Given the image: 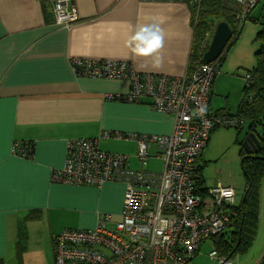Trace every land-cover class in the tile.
<instances>
[{
	"label": "crops",
	"instance_id": "obj_1",
	"mask_svg": "<svg viewBox=\"0 0 264 264\" xmlns=\"http://www.w3.org/2000/svg\"><path fill=\"white\" fill-rule=\"evenodd\" d=\"M70 8L79 19L62 25L55 22L51 0H0V264H10L13 254L18 255L21 227L28 228L29 240L36 233L53 247L54 236L65 228H95L105 213L120 219L125 184L109 181L98 187L52 180L53 171L65 164L70 139L95 137L102 130H173V116L154 109L150 98L135 103L108 97L128 91L127 80L78 76L72 60H124L139 71L168 75L185 74L193 62L194 12L185 1L72 0ZM255 19L253 11L225 50L209 98L215 111L232 112L229 104L216 108L212 103L215 91L226 94L222 81L238 80L241 71L246 74L256 65V38L264 26ZM153 23L166 34L159 67L154 66V56L136 55L129 47L137 26ZM217 129L200 162L216 140ZM16 141L31 143L32 155L15 154ZM100 146L126 153L132 168L142 167L134 140L101 139ZM150 154L147 168L160 171L164 162L154 145ZM36 210L39 220L23 223Z\"/></svg>",
	"mask_w": 264,
	"mask_h": 264
},
{
	"label": "built area",
	"instance_id": "obj_2",
	"mask_svg": "<svg viewBox=\"0 0 264 264\" xmlns=\"http://www.w3.org/2000/svg\"><path fill=\"white\" fill-rule=\"evenodd\" d=\"M168 1L187 2L196 27L204 0ZM51 2L57 24L79 19L76 9L70 8L72 0ZM260 2L224 0L239 27ZM214 28L204 32L202 54ZM224 53L212 62L193 60L183 75L139 71L124 60H72L78 76L127 80L128 91L108 97L135 103L150 98L154 109L173 116L174 126L169 134L102 130L95 137L68 141L65 164L53 171V181L98 187L118 182L126 185V191L119 220L105 213L95 228H65L56 235L55 264H191L203 242L228 229L236 189L219 183L203 193L196 180L212 132L219 127L242 129L245 121L209 106ZM249 78L247 74L245 80ZM108 138L134 140L142 167L132 168L126 153L102 149L101 139ZM152 145L164 162L160 171L147 168ZM32 149L31 143L13 145V152L22 157H30ZM210 256L220 264L233 263L216 249Z\"/></svg>",
	"mask_w": 264,
	"mask_h": 264
},
{
	"label": "trees",
	"instance_id": "obj_3",
	"mask_svg": "<svg viewBox=\"0 0 264 264\" xmlns=\"http://www.w3.org/2000/svg\"><path fill=\"white\" fill-rule=\"evenodd\" d=\"M221 19L228 21L233 28L231 40L234 41L240 34V27L236 24L237 22L227 9L224 0H204L195 27L196 51L193 55V60L201 59V40L203 39L204 32L210 27H215L216 23ZM256 40L259 44L256 52V65L252 69H249L244 76L246 77L247 74H250V78L245 80L237 111L231 113L227 110H219L247 119L249 121L248 132L256 131L262 143V148L258 154H248L244 147L241 148L242 169L246 179L242 201L240 204H235L232 208L229 229L213 237L215 242L214 249H216L220 256H230V258L248 253L254 244L259 229V193L264 178V135L257 129V126L264 122V27L257 34ZM199 50L201 54H199ZM224 58L225 54L221 60L223 61ZM202 169L201 165L200 170L197 172L196 180L199 189L204 193L207 189L204 187L205 182L202 176ZM39 217L40 211H32L27 215L23 223L27 220L38 219ZM56 235L53 240L54 256ZM26 239V229L21 227L18 255ZM262 262L259 264H264V257Z\"/></svg>",
	"mask_w": 264,
	"mask_h": 264
},
{
	"label": "rangeland",
	"instance_id": "obj_4",
	"mask_svg": "<svg viewBox=\"0 0 264 264\" xmlns=\"http://www.w3.org/2000/svg\"><path fill=\"white\" fill-rule=\"evenodd\" d=\"M254 16H256L255 21L260 22L263 27L264 0H262L259 6L254 10ZM210 29L211 27L208 28V30ZM208 30H206L205 32H207ZM244 76L245 72L241 71L239 75L236 76L238 80L229 78L225 82L222 81L223 90L227 89L225 91L226 94L221 93L220 90L215 91L212 100L213 106L216 108H220L229 104L228 106L232 110L231 113H234L242 96V90L245 83ZM248 129L249 121L247 119H245L244 125L241 130H237L235 127H219L215 131L216 140L212 142L209 150H207L204 154L205 158L201 160V165H203L202 172L203 176L205 177L206 184L211 187L221 182L222 185L233 186L237 192L236 204H240V202L242 201V196L246 184V179L242 169V156L240 154V150L241 148H243L242 142L245 138L246 133L248 132ZM257 129L264 135V122L259 124L257 126ZM259 201L260 220L258 235L254 241L252 248L248 253L236 256L235 258H230L232 259V264H259L263 260L264 178L261 183ZM27 229L26 231L28 234V240H26V244L25 242L23 243L24 245L23 248L20 250L19 255L13 254V259L11 263H9L41 264L40 262L43 260V262L48 261L49 264H55L54 246L52 247L51 242H46L43 237H39L36 233L31 235L29 240V233ZM214 248V238H210L209 240L203 242L198 250V253L192 259L191 264H220V262L216 258L210 256V252Z\"/></svg>",
	"mask_w": 264,
	"mask_h": 264
},
{
	"label": "water",
	"instance_id": "obj_5",
	"mask_svg": "<svg viewBox=\"0 0 264 264\" xmlns=\"http://www.w3.org/2000/svg\"><path fill=\"white\" fill-rule=\"evenodd\" d=\"M233 36V28L226 20L217 22L208 48L202 55V61L212 62L228 48ZM243 147L248 154H258L262 148L261 140L256 131L247 132L243 139ZM228 256L226 259H229Z\"/></svg>",
	"mask_w": 264,
	"mask_h": 264
},
{
	"label": "clouds",
	"instance_id": "obj_6",
	"mask_svg": "<svg viewBox=\"0 0 264 264\" xmlns=\"http://www.w3.org/2000/svg\"><path fill=\"white\" fill-rule=\"evenodd\" d=\"M165 38L164 30L157 23L138 25L131 36L129 47L136 55L154 56V66L159 67L161 57L158 53L164 46Z\"/></svg>",
	"mask_w": 264,
	"mask_h": 264
}]
</instances>
